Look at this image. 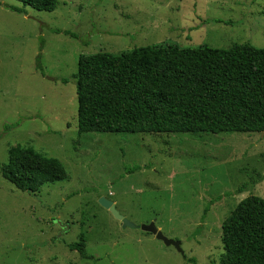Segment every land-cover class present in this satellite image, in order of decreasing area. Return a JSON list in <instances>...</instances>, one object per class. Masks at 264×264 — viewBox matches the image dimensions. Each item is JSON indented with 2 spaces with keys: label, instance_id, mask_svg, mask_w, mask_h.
<instances>
[{
  "label": "rangeland",
  "instance_id": "374dc122",
  "mask_svg": "<svg viewBox=\"0 0 264 264\" xmlns=\"http://www.w3.org/2000/svg\"><path fill=\"white\" fill-rule=\"evenodd\" d=\"M244 43L264 49V0H58L52 12L0 0V164L20 145L67 175L35 196L0 175V264H220L224 219L242 199H264V134L79 137L73 75L80 55ZM101 198L182 253L123 228ZM80 236L88 259L68 249Z\"/></svg>",
  "mask_w": 264,
  "mask_h": 264
},
{
  "label": "trees",
  "instance_id": "16d2710c",
  "mask_svg": "<svg viewBox=\"0 0 264 264\" xmlns=\"http://www.w3.org/2000/svg\"><path fill=\"white\" fill-rule=\"evenodd\" d=\"M17 1L23 10L38 12H52L58 4V0ZM11 10L22 13L19 8ZM53 33L77 39L67 31ZM40 57L36 70L44 75ZM73 78L79 137L264 132V49L248 43L227 50L168 44L80 55ZM0 175L32 196L67 178L58 159L20 145L9 149ZM221 244L220 264H264L263 198L250 195L235 206L221 224ZM68 249L89 258L83 236Z\"/></svg>",
  "mask_w": 264,
  "mask_h": 264
},
{
  "label": "water",
  "instance_id": "95a60500",
  "mask_svg": "<svg viewBox=\"0 0 264 264\" xmlns=\"http://www.w3.org/2000/svg\"><path fill=\"white\" fill-rule=\"evenodd\" d=\"M264 134V132H262V135ZM99 204L109 210V212L118 220L122 223L123 228L129 227V228H139L141 231L149 233L151 235H153L157 240L162 241L166 246H173L175 247V249L182 253V250L180 248V242L178 241H174V240H170L167 239L166 237H164V235L156 228L155 224L152 222L148 225H140L137 226L133 223H131L130 221H128L127 219H125L123 216H121L119 214V212L116 210L114 204L104 198H101L99 200Z\"/></svg>",
  "mask_w": 264,
  "mask_h": 264
}]
</instances>
